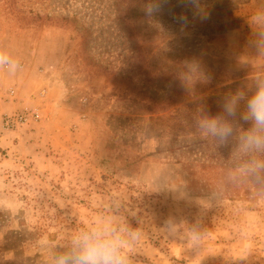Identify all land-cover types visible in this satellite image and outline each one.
Segmentation results:
<instances>
[{
  "label": "rangeland",
  "instance_id": "1",
  "mask_svg": "<svg viewBox=\"0 0 264 264\" xmlns=\"http://www.w3.org/2000/svg\"><path fill=\"white\" fill-rule=\"evenodd\" d=\"M0 51L21 65L0 72V264H58L101 224L129 264H264V196L192 171L240 167L264 0H0ZM211 117L240 133L207 148Z\"/></svg>",
  "mask_w": 264,
  "mask_h": 264
},
{
  "label": "clouds",
  "instance_id": "2",
  "mask_svg": "<svg viewBox=\"0 0 264 264\" xmlns=\"http://www.w3.org/2000/svg\"><path fill=\"white\" fill-rule=\"evenodd\" d=\"M153 11V7L147 9L149 14ZM20 68L18 60H13L0 51V72L7 71L9 74H15ZM235 105V98L226 103L225 111L228 115L235 114ZM244 118L253 121V127L244 137L246 143L257 148L264 146V136L259 134L264 130V82L259 83L257 91L247 99V112ZM201 127L220 138H226L232 133L231 126L221 122L218 117L203 119ZM257 167L264 168V164H259ZM127 231L133 240L139 239L138 229H127ZM200 238L201 234L193 231L192 240L199 242ZM125 243L126 241L121 239L115 228L101 224L76 234L70 251L58 257V264H129L127 252L124 250Z\"/></svg>",
  "mask_w": 264,
  "mask_h": 264
},
{
  "label": "trees",
  "instance_id": "3",
  "mask_svg": "<svg viewBox=\"0 0 264 264\" xmlns=\"http://www.w3.org/2000/svg\"><path fill=\"white\" fill-rule=\"evenodd\" d=\"M50 16H45L46 21L49 20ZM65 20V19H64ZM233 129H238V133H240L239 126L236 128L231 126ZM243 128H241L242 130ZM206 133L202 140H199L201 144H205L207 148L212 146V134L209 132ZM228 141V140H225ZM184 147H188L189 145L184 144ZM228 148L236 149L237 155L236 158L238 160L237 166L238 170H234L232 168H211L210 165H203L199 167V170H192L194 174H198L203 181L208 182V184H212L214 186H218L219 190H221L225 195L230 197H238V196H264V170H260L257 167L259 164H264V157L262 151L264 148L260 150L259 153H256L253 156H250V145L246 142L245 144L241 143V140L235 139L233 142L229 140L227 142ZM247 164L246 166H242ZM239 167V168H238ZM15 264H19L16 262Z\"/></svg>",
  "mask_w": 264,
  "mask_h": 264
}]
</instances>
